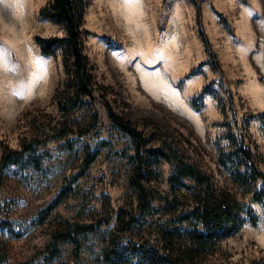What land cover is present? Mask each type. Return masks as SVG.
<instances>
[{"label": "rangeland", "instance_id": "obj_1", "mask_svg": "<svg viewBox=\"0 0 264 264\" xmlns=\"http://www.w3.org/2000/svg\"><path fill=\"white\" fill-rule=\"evenodd\" d=\"M47 1L0 0V48L8 53L0 63V158L6 148L20 149L36 138L45 141L33 150L32 162L0 167V216L8 221L0 228V247L8 263L38 256L64 221H94L111 208L135 203L127 182L131 165L121 155L131 152V142L111 124L104 104L96 100L70 113L60 109L70 93L62 54L42 55L34 41L35 35L64 34L62 25L38 17ZM199 1L201 25L219 69L209 63L197 67L208 55L188 0H88L84 52L101 99L152 144L171 143L186 160L229 185L215 166V140L225 127L214 122L227 119L232 124L235 115L239 127L242 117L264 111V0ZM208 83L217 96L205 94L201 108H193L189 99ZM64 129L70 130L56 139ZM246 132L264 156V124L253 118ZM64 139L72 150L60 147ZM87 143L99 147V154L68 195L37 223L41 208L78 171ZM170 167L162 162L154 175L144 178L157 204L186 193L183 188L170 190ZM254 205L261 216L258 224L245 223L219 242L211 256L215 264H248L264 254V215ZM148 229L127 234L138 241ZM85 243L78 256L64 243L49 264H97L99 236L90 234Z\"/></svg>", "mask_w": 264, "mask_h": 264}, {"label": "trees", "instance_id": "obj_2", "mask_svg": "<svg viewBox=\"0 0 264 264\" xmlns=\"http://www.w3.org/2000/svg\"><path fill=\"white\" fill-rule=\"evenodd\" d=\"M188 1L195 7L197 33L208 55L197 67L209 63L219 69L201 25L200 1ZM87 5L88 0L45 2L38 9V17L62 25L64 34L35 35L34 41L42 55H55L59 50L62 54L70 93L60 104V109L70 113L100 100L111 124L129 137L131 152L120 153L128 158L131 165L127 182L135 195V203L111 208L106 216L97 217L94 221H64L53 232L45 247L38 251V256L36 254L23 261L8 263L0 247V264H49L60 254L66 242L71 244L73 255L78 256L90 234L100 238L99 250L95 255L97 264H215L211 256L219 242L237 234L245 223L252 226L258 224L261 216L254 203L258 204L264 215V156L246 135V126L251 119L264 124V111L242 117L243 128L236 126L238 118L235 115L232 116V124L227 119L214 122L225 127V131L215 140V166L229 185L220 183L214 173L202 171L186 160L171 143L162 141L152 144L147 134L124 120L107 100L96 93L93 67L84 52L85 30L82 23ZM214 12L218 21L229 28L227 19L220 12ZM197 71L198 68L191 69L185 76ZM205 94L217 96L216 89L208 83L189 99L190 105L195 109L201 108ZM67 130L70 129H64L55 138H62ZM222 139L225 143L221 142ZM43 144L44 140L36 138L23 142L20 149L6 148L0 158V167L32 162L33 150ZM59 145L69 150L73 148L70 140L64 139ZM98 154L99 147L92 148L87 143L81 153L78 171L65 180L52 199L41 208L37 223H42L68 195L73 182L85 173ZM162 162L171 164L166 176L170 190L174 192L183 188L186 193H182L181 199L163 198V203L157 204L154 201L155 193L144 178L146 174L154 175ZM33 164L38 165V161L33 160ZM7 225V219L0 216V228ZM145 226L149 228V233L138 241L127 234L135 228L143 230ZM150 231L152 237L149 236ZM248 264H264V254L251 259Z\"/></svg>", "mask_w": 264, "mask_h": 264}, {"label": "snow or ice", "instance_id": "obj_3", "mask_svg": "<svg viewBox=\"0 0 264 264\" xmlns=\"http://www.w3.org/2000/svg\"><path fill=\"white\" fill-rule=\"evenodd\" d=\"M8 56V53L3 48H0V63L4 61V59Z\"/></svg>", "mask_w": 264, "mask_h": 264}]
</instances>
